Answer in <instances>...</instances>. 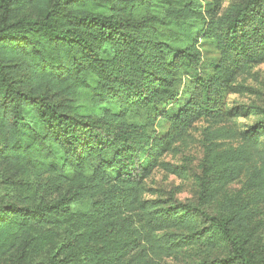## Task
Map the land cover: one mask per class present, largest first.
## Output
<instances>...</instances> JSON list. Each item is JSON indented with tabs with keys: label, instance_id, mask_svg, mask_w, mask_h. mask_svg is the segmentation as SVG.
<instances>
[{
	"label": "trees",
	"instance_id": "trees-1",
	"mask_svg": "<svg viewBox=\"0 0 264 264\" xmlns=\"http://www.w3.org/2000/svg\"><path fill=\"white\" fill-rule=\"evenodd\" d=\"M223 1L0 0V264H162L189 248L206 252L196 264H264V108L242 134L206 130L196 203L144 199L162 157L200 119L227 123L225 96L264 64V0L220 15Z\"/></svg>",
	"mask_w": 264,
	"mask_h": 264
},
{
	"label": "rangeland",
	"instance_id": "rangeland-1",
	"mask_svg": "<svg viewBox=\"0 0 264 264\" xmlns=\"http://www.w3.org/2000/svg\"><path fill=\"white\" fill-rule=\"evenodd\" d=\"M244 0H224L220 15H223L230 7ZM203 67L202 75L212 72L211 65L217 58V51L212 44H206L202 48ZM190 80L184 78L180 87V99L185 100L193 92ZM236 92L229 93L224 98V111L231 112L227 123L214 125L212 121L200 119L187 132L182 141L177 142L173 148L160 160V166L146 180L144 199L155 201L159 208H166L175 202L196 203L199 194L198 179L201 176L202 163L205 157L204 133L213 126L215 128H230L242 134L258 122L259 117L247 115L246 109L251 107L264 108V64L254 66L245 74L236 79ZM235 112V113H234ZM144 115L140 113L134 121L141 123ZM213 124V125H212ZM168 124L155 122L151 127L152 135L164 134L168 130ZM241 139V138H240ZM232 142L238 146L242 140ZM241 183H235L232 189L240 188ZM264 210V206H263ZM264 236V229L262 230ZM264 239V237H263ZM206 257V252L189 248L180 252L176 257L164 259L162 264H196Z\"/></svg>",
	"mask_w": 264,
	"mask_h": 264
}]
</instances>
